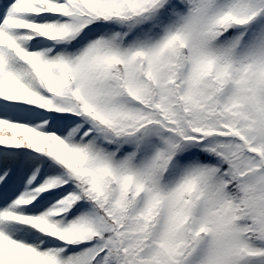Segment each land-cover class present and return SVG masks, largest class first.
Segmentation results:
<instances>
[{
	"label": "snow or ice",
	"instance_id": "obj_1",
	"mask_svg": "<svg viewBox=\"0 0 264 264\" xmlns=\"http://www.w3.org/2000/svg\"><path fill=\"white\" fill-rule=\"evenodd\" d=\"M0 264H264V0H0Z\"/></svg>",
	"mask_w": 264,
	"mask_h": 264
}]
</instances>
